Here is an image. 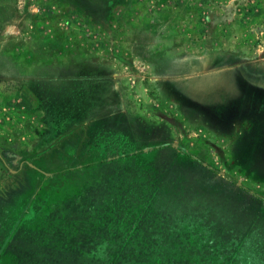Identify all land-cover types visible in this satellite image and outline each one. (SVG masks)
<instances>
[{
	"label": "rangeland",
	"instance_id": "1",
	"mask_svg": "<svg viewBox=\"0 0 264 264\" xmlns=\"http://www.w3.org/2000/svg\"><path fill=\"white\" fill-rule=\"evenodd\" d=\"M0 264H264V0H0Z\"/></svg>",
	"mask_w": 264,
	"mask_h": 264
},
{
	"label": "crops",
	"instance_id": "2",
	"mask_svg": "<svg viewBox=\"0 0 264 264\" xmlns=\"http://www.w3.org/2000/svg\"><path fill=\"white\" fill-rule=\"evenodd\" d=\"M11 29H16V28H18L17 27V25H15V26H12V27H10ZM39 64V63H38ZM31 65H32V67H31V69H33L35 72L33 73V75H35V76H32L31 77V79L32 80H34V81H40V80H42L43 79V76L42 75H39L40 74V72L38 71V70H36V66H37V63H36V61H34V62H32L31 63ZM28 72V71H27ZM26 72V73H27ZM37 73V74H36ZM31 79H29V80H31ZM28 80V79H27ZM21 81L23 82V81H25V78H23V77H21ZM42 94H44V92H42Z\"/></svg>",
	"mask_w": 264,
	"mask_h": 264
}]
</instances>
